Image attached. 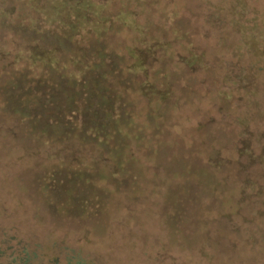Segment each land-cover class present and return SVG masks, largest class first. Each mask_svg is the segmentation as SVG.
<instances>
[{
	"label": "trees",
	"instance_id": "1",
	"mask_svg": "<svg viewBox=\"0 0 264 264\" xmlns=\"http://www.w3.org/2000/svg\"><path fill=\"white\" fill-rule=\"evenodd\" d=\"M207 19L251 24L228 47L253 79L234 80L226 43L209 49ZM260 40L264 0H0V164L12 137L16 181L136 264H264ZM79 249L4 232L0 264H119Z\"/></svg>",
	"mask_w": 264,
	"mask_h": 264
},
{
	"label": "rangeland",
	"instance_id": "2",
	"mask_svg": "<svg viewBox=\"0 0 264 264\" xmlns=\"http://www.w3.org/2000/svg\"><path fill=\"white\" fill-rule=\"evenodd\" d=\"M230 23V21H226L225 24H217L207 19L200 25L199 30L207 36V43L210 50H216L218 48H221L224 43L227 44V47H225L223 50H220V52L223 53L225 51L226 53H228V56L225 59L230 65V69L233 72L235 81L240 82L239 78L242 75H247L248 79L251 80L253 79V77L249 75L252 73L248 72L247 70L249 65L247 57L241 59L240 56L243 57L241 54H238L236 52L238 54L237 55L236 53H234L235 48L232 49L228 47L229 43H231V45L233 46H236L243 36L242 32H240V30H243V28L241 27H245V29H247L249 28V26H251V24L240 22V26L238 25L239 27L234 31V29H232V27L230 26ZM11 31L9 35L10 37L11 35L13 37L14 33ZM8 43L9 42H6L5 44ZM250 44L251 46L253 45V43ZM260 45H262L264 48V40H260ZM7 47L13 48V45L9 43ZM256 78L259 79V77ZM254 82L256 84V90H258L257 93H259L262 88H264V78H261L259 80L255 79ZM256 100L260 102L257 97ZM262 107L264 106L262 105ZM7 127L8 128L5 129L9 130L11 126L7 125ZM2 128L3 127L0 126V131ZM3 137L4 136L1 133L0 152L2 151L3 147ZM7 139L9 140L5 142H9V152L7 151V154L3 153L1 157L5 163L3 162V164H0V237L5 232L11 236L18 238L19 240L24 239L29 241L33 245L38 244L44 249H46L47 246L49 248L52 247L53 242H58L59 244H63V246H72L73 248L78 249L79 247H83L84 250H86V253H90L91 255H97V253L107 254L111 251H115L114 257L117 258V263L136 264L132 257L134 253L130 248H124L119 244L114 249L110 250V248L104 247V245L101 243L98 245L94 242V244L89 243V238H87L88 240H86L85 236L86 227L83 225L84 221L80 219V216H78L76 213H73L68 214L67 216L64 215L65 217L60 218L59 215H57L56 212H54V210H52V208L48 206L44 201L43 197L47 196L48 190L40 187L39 189H36L33 182V180L36 179L35 177L29 174H27V176L25 177L22 176V178L25 180L24 184L28 188H24L23 185L18 183L13 173V171H16L13 169V166L14 162L21 156L19 151L21 150V148L20 145L12 137H9ZM7 163H10V168H7ZM15 174H17V172ZM26 189H30V191ZM128 191V193H131L132 196H137L139 194H142L143 192H149L150 190H142L143 192L140 190ZM145 193L143 197L144 201L140 202L138 201L139 199H136V201H133L134 204L137 203L138 206L142 207L148 205L149 202H152L153 197L151 198L150 196L147 198ZM59 194L61 195V192H59ZM146 194L154 196L153 193ZM63 199L64 198H62V200ZM173 210L174 208L170 211ZM162 218L164 217L156 216L151 219V229L154 235H159L161 233V229H163V226L161 225ZM104 219L105 218H102L101 220ZM104 223L107 224V220L106 222L105 220L102 221L101 226H104ZM93 231L94 233H92L90 236L91 241H95L97 237L99 238V233H101L100 231L102 230ZM84 236L85 241L81 239ZM79 251L81 250L79 249ZM173 253L176 254V251L174 250Z\"/></svg>",
	"mask_w": 264,
	"mask_h": 264
}]
</instances>
